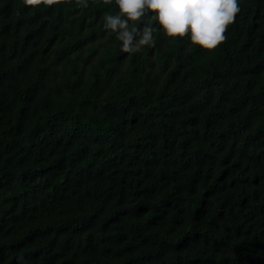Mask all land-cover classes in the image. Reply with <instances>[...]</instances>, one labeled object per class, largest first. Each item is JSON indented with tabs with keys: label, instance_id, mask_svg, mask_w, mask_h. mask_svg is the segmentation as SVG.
Here are the masks:
<instances>
[{
	"label": "trees",
	"instance_id": "16d2710c",
	"mask_svg": "<svg viewBox=\"0 0 264 264\" xmlns=\"http://www.w3.org/2000/svg\"><path fill=\"white\" fill-rule=\"evenodd\" d=\"M238 6L213 49L152 21L124 52L114 0H0V264H264V0Z\"/></svg>",
	"mask_w": 264,
	"mask_h": 264
},
{
	"label": "clouds",
	"instance_id": "9594fccd",
	"mask_svg": "<svg viewBox=\"0 0 264 264\" xmlns=\"http://www.w3.org/2000/svg\"><path fill=\"white\" fill-rule=\"evenodd\" d=\"M113 0H104L105 4ZM116 14L103 17L104 28L115 33L124 52L138 51L153 43L152 21L168 37H187L191 44L213 49L240 11L238 0H114ZM25 7L51 6L60 0H22ZM87 6V0H80ZM147 18L142 28L135 22ZM131 25V27H130Z\"/></svg>",
	"mask_w": 264,
	"mask_h": 264
}]
</instances>
